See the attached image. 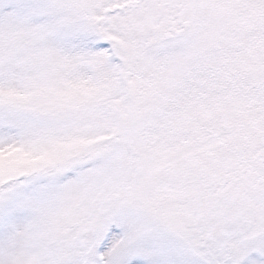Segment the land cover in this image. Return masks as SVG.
Instances as JSON below:
<instances>
[{
	"label": "snow or ice",
	"instance_id": "6c2138e0",
	"mask_svg": "<svg viewBox=\"0 0 264 264\" xmlns=\"http://www.w3.org/2000/svg\"><path fill=\"white\" fill-rule=\"evenodd\" d=\"M0 264H264V0H0Z\"/></svg>",
	"mask_w": 264,
	"mask_h": 264
}]
</instances>
